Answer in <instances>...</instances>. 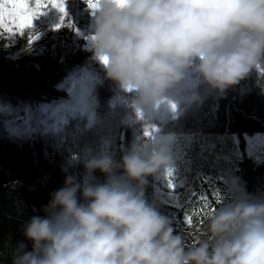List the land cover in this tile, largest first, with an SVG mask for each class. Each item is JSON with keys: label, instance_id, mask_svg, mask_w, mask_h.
I'll use <instances>...</instances> for the list:
<instances>
[{"label": "clouds", "instance_id": "obj_1", "mask_svg": "<svg viewBox=\"0 0 264 264\" xmlns=\"http://www.w3.org/2000/svg\"><path fill=\"white\" fill-rule=\"evenodd\" d=\"M92 27V60L132 94L137 115L153 114L190 71L223 94L264 70V0H98ZM83 163V181L66 175L46 215L24 226L32 251L21 244L13 264H264V198L238 181L208 218L209 238L187 248L145 199L147 178L174 166L168 138L145 136L119 164L107 155Z\"/></svg>", "mask_w": 264, "mask_h": 264}, {"label": "rangeland", "instance_id": "obj_2", "mask_svg": "<svg viewBox=\"0 0 264 264\" xmlns=\"http://www.w3.org/2000/svg\"><path fill=\"white\" fill-rule=\"evenodd\" d=\"M32 6L34 7V0ZM40 11L42 14L33 19L32 28L23 32L7 24L5 28H0V41H5L6 47V54L0 60L1 94L36 90L48 79L58 75L65 64L71 67L83 63L105 71L99 62L92 60L89 42L94 35L92 25L96 13L93 14L89 9L87 0H66L67 16L50 5ZM62 17L65 22L62 27H58ZM96 79L97 77L70 82L63 80L66 87L62 89V86V90L49 89L51 94L64 99V102L54 108L55 120L48 121L41 130L26 127L12 132L0 123V159L19 163L28 157L48 158L52 168L57 169L61 164L65 171L82 182L85 175L83 162L90 157V152L78 143L77 135L81 133V128L77 119L79 113H88L92 105L95 106L98 102L93 94L96 92ZM234 91L233 86L223 94L211 89L193 70L187 73L181 84L166 94L160 106L150 116L153 122L144 118L134 123L137 126L134 135L136 143L144 139L146 130L153 128L156 129L152 132L153 136L166 137L170 141L174 166L149 176L147 180L150 182L157 210L171 221L173 234L182 236L186 248L197 242V228L192 224L200 212L192 210V197L197 196V200L203 203L205 202L200 197L204 196L218 201L226 187L230 170L227 168L230 162L228 150H235L237 142L233 140L228 147L227 143L223 144L226 141L221 140L218 144L225 147L216 155L211 139L212 144L208 146L203 136L182 134L176 130V127L181 126L172 121L184 111L196 110L202 105L210 111L217 106L218 99L233 95ZM145 121L150 123L151 128ZM38 133H42L43 138L37 139ZM244 139L247 156L257 163L264 161V134L244 136ZM194 143L198 144L197 150H193ZM110 153L112 148L107 145L102 155L108 156ZM189 177L190 180L186 182ZM184 192L192 196L185 199L182 196ZM217 193L220 195L217 196ZM188 215L193 217L191 226L187 225Z\"/></svg>", "mask_w": 264, "mask_h": 264}, {"label": "trees", "instance_id": "obj_3", "mask_svg": "<svg viewBox=\"0 0 264 264\" xmlns=\"http://www.w3.org/2000/svg\"><path fill=\"white\" fill-rule=\"evenodd\" d=\"M4 44L5 41H0V60L6 54ZM95 77L97 87L93 94L98 98V102L95 106L92 105L88 113L83 112L81 115L79 113L77 123L81 133L77 135L78 143L81 147L89 149L88 159L102 155L104 148L110 145L112 153L108 156L119 164L122 155L136 143L135 121L147 118L150 119L149 122H153L150 118L153 114L141 113V118L134 113L130 104L131 93L121 92L114 82L106 78L105 71L89 65L81 63L68 67L65 64L58 75L48 79L36 90L17 94L0 93V123L12 132L24 130L26 127L41 130L48 121L55 120L54 108L64 102V99L51 94L49 89L62 90L66 87L63 80L70 82L85 78L91 80ZM233 87L235 88L233 95L218 99L217 106L212 107V110L209 111L203 105L196 110H186L172 123L181 126L176 127V130L182 134L193 137L201 135L207 140L208 146L213 143L216 155L225 147L218 144L221 140L226 141L223 144L227 143L228 147L235 140L237 148L228 150L230 162L227 168L230 170L226 185L229 181L236 180L249 196L264 198V161L257 163L247 156L244 139V136L264 134V70H261V73L253 70ZM41 135L42 133H38L36 138H43ZM192 147L193 150H197L198 144L194 143ZM47 159L28 157L19 163L0 159V264H13L14 253L21 244L25 246L26 252L32 251V242L25 237L24 226L31 218L46 215L44 209L49 204L52 194L64 187L66 175H71L61 167V164L57 169L52 168ZM94 176L97 183H104L106 180L105 175L99 170ZM189 180L190 177L186 182ZM182 194L185 199L192 196L190 193ZM144 195L149 203L155 201L148 180ZM77 198L79 202H84L81 193H77ZM192 199V210L200 212L192 224L197 228L198 245L202 240L209 238L208 218L230 197L225 187L218 201L209 196L208 207L198 201L197 196H193Z\"/></svg>", "mask_w": 264, "mask_h": 264}, {"label": "snow or ice", "instance_id": "obj_4", "mask_svg": "<svg viewBox=\"0 0 264 264\" xmlns=\"http://www.w3.org/2000/svg\"><path fill=\"white\" fill-rule=\"evenodd\" d=\"M118 2H122V0H118ZM65 3L66 0H34L33 7L32 0H0V28H5L6 24L10 25L14 29H19L20 32H23L25 29L32 28L33 19L42 14L40 11L41 9L49 5L67 16V13L65 12ZM87 3L89 9L93 14H95L98 7V0H87ZM64 22L65 19L62 17L61 24L58 27H62ZM31 42V37H29V43ZM102 63L106 64V59H102ZM138 116H141L142 118L141 113H138ZM154 131H156L154 128L146 130L145 136H151ZM219 195L220 194L217 193V196ZM200 199L205 202V207H208V197L204 196L200 197ZM192 220V215H188L187 225L191 226Z\"/></svg>", "mask_w": 264, "mask_h": 264}]
</instances>
